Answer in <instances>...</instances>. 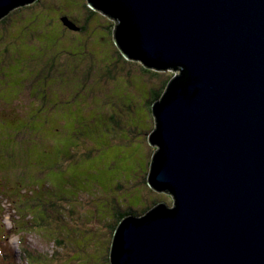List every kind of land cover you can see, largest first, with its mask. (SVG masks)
Listing matches in <instances>:
<instances>
[{
	"label": "rangeland",
	"instance_id": "374dc122",
	"mask_svg": "<svg viewBox=\"0 0 264 264\" xmlns=\"http://www.w3.org/2000/svg\"><path fill=\"white\" fill-rule=\"evenodd\" d=\"M114 22L87 0L0 18V264H112L124 214L173 206L148 182L149 136L178 73L124 57ZM52 62L60 74L45 78Z\"/></svg>",
	"mask_w": 264,
	"mask_h": 264
},
{
	"label": "water",
	"instance_id": "95a60500",
	"mask_svg": "<svg viewBox=\"0 0 264 264\" xmlns=\"http://www.w3.org/2000/svg\"><path fill=\"white\" fill-rule=\"evenodd\" d=\"M33 1L0 0V18ZM87 1L126 58L179 69L149 136L174 207L125 217L112 264H264V0Z\"/></svg>",
	"mask_w": 264,
	"mask_h": 264
},
{
	"label": "trees",
	"instance_id": "16d2710c",
	"mask_svg": "<svg viewBox=\"0 0 264 264\" xmlns=\"http://www.w3.org/2000/svg\"><path fill=\"white\" fill-rule=\"evenodd\" d=\"M64 17H67V16H61L60 17V20L59 21H61L62 22V24H63V18ZM108 17L111 19V20H113V21H115L113 24H112V26H113V33H115V26H116V18H114V17H112V16H110L109 14H108ZM68 19H69V17H67ZM70 20V19H69ZM85 30V28L83 27V26H79V29H78V31H81V30ZM125 57V56H124ZM134 59V61L135 60H137V61H140L141 63H143V65L146 67V69H148V70H151V69H155V70H157L158 71V69L159 70H170V69H174V70H179L178 68H175V67H172V66H169V67H166V66H147V64H146V62L141 58V57H135V58H133ZM48 66V73H45V71H46V68L45 67H47ZM56 63H54V62H52V63H47V64H45V65H43L42 67H41V69H40V73L43 75V76H45V78H50V77H54V76H58L59 74H60V67H58L57 66V72H56V74L55 75H51L50 76V72H52L54 69H56ZM170 82V81H169ZM164 86H166L165 88H164V92H165V90H166V88H167V86H168V82L166 83V85H163V87ZM26 92V94L28 93V90H26L25 91ZM164 92H162L161 94H160V96L159 97H161L162 96V94H164ZM153 107V106H152ZM151 113H152V116H153V118H155V116H154V113H153V108L151 109ZM155 120V119H154ZM155 129V124H154V127H153V129L152 130H154ZM149 143L151 144V146L152 147H154L155 146V144L153 145L150 141H149ZM156 148H154V153H153V155L155 154V152H156V149H157V146H155ZM152 163H153V157L151 158V164H150V171H151V168H152ZM150 171H149V174H150ZM148 177H149V175H148ZM148 182H149V180H148ZM159 189H161V187H159ZM163 191H164V189H163ZM28 251L29 250H26L25 252H24V254H25V256L26 255H28Z\"/></svg>",
	"mask_w": 264,
	"mask_h": 264
},
{
	"label": "clouds",
	"instance_id": "9594fccd",
	"mask_svg": "<svg viewBox=\"0 0 264 264\" xmlns=\"http://www.w3.org/2000/svg\"><path fill=\"white\" fill-rule=\"evenodd\" d=\"M177 71V70H176ZM177 73L179 74V70L177 71ZM173 79V78H172ZM171 79V80H172ZM170 80V81H171ZM161 98V97H160ZM155 119V118H154ZM155 127H156V123H155ZM154 130H152L151 131V133L153 132ZM151 133H150V135H151ZM155 146H157V145H155ZM158 150V146H157V149H156V151ZM153 157V156H152ZM149 178V177H148ZM150 184V183H149ZM168 193V192H167ZM170 194V193H169ZM172 195V194H171ZM172 197H173V200H174V202H173V206H171V207H174V204H175V198H174V196L172 195ZM165 204V203H164ZM166 205V207H170V206H168L167 204H165ZM155 207V206H154ZM153 208H151V209H149L146 213H144V214H142V215H140V216H134V215H130V216H133V217H142V216H144V215H146L148 212H150L151 210H152ZM125 217H127V214H124L123 215V218L122 219H120V221L119 222H121ZM118 222V223H119ZM119 225V224H118ZM118 225L116 226V229H117V227H118ZM114 237V236H113ZM112 247V246H111ZM110 255H111V253H110Z\"/></svg>",
	"mask_w": 264,
	"mask_h": 264
}]
</instances>
